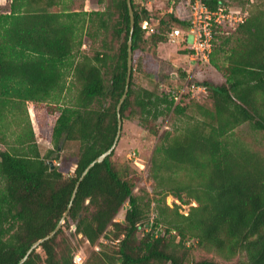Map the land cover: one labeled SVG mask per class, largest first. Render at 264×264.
Masks as SVG:
<instances>
[{"label":"trees","instance_id":"trees-1","mask_svg":"<svg viewBox=\"0 0 264 264\" xmlns=\"http://www.w3.org/2000/svg\"><path fill=\"white\" fill-rule=\"evenodd\" d=\"M205 2L213 8L222 0ZM132 4L133 71L121 116L123 122L138 118L143 129L157 134L161 118L185 116L190 107L168 91L136 86L135 72L151 69L148 75L154 77L161 61L145 54L147 49L168 42L174 26L186 31L187 22L179 18L177 5L147 36L142 23L157 18L156 11L144 2ZM129 36L127 0H111L104 11L90 13L72 12L63 0H12L9 10L0 13V131L10 117L24 130L13 151L0 150V264H18L34 243L55 230L84 170L112 147L128 75ZM86 38L99 44L93 56L81 52ZM210 65L225 83H190L209 86L215 108L194 105L200 116L160 136L151 161L155 198L145 201L135 194L131 171L113 161L114 151L81 182L62 228L24 264H73L81 249L78 241L101 246L85 264H220L191 259L186 246L193 239L225 261L245 253L246 261L236 264H264V155L236 136L245 125L264 131L263 10L229 35L219 33ZM163 71L173 74L165 66ZM27 102L59 105L54 149L45 156ZM73 142L79 143L74 172L51 169L53 154ZM170 194L197 206L185 216L179 206L166 205ZM152 209L157 215L150 220ZM107 238L116 244L113 253L101 245Z\"/></svg>","mask_w":264,"mask_h":264},{"label":"rangeland","instance_id":"rangeland-1","mask_svg":"<svg viewBox=\"0 0 264 264\" xmlns=\"http://www.w3.org/2000/svg\"><path fill=\"white\" fill-rule=\"evenodd\" d=\"M66 4V9L72 12H95L104 11L111 6V0H105L104 4L100 0H63ZM136 3H141L143 0H135ZM12 0H0V13L6 12L10 8ZM246 3V2H245ZM244 0H233V4L237 6L245 4ZM146 7L151 11H156L157 20L169 19L167 10L169 9L168 0H146ZM254 14L260 10L264 11V0H255L251 7ZM235 31V30H230ZM230 31H223L221 34L229 35ZM192 38H189V42ZM235 43L232 39L227 49L231 48ZM99 44L93 43L89 39H85L81 52L86 55L93 56ZM152 58L161 61V69L156 72L154 77L148 75L147 68H137L135 72V84L136 86L148 88L150 90H157L159 93H172L178 96L177 103H181L183 106L190 107L184 115L170 114L167 117L161 118L157 124V134L150 130L143 129L138 121V118H127L123 122V131L121 140L115 150L113 161L118 165H122L124 168H129L131 176L133 177L137 188L135 194L142 197L145 201L148 199L153 200L155 198V190L157 188L156 183L151 177L152 158L154 151L158 145L160 136L163 132L171 130L173 125H181L183 121L189 119L192 116H200L197 110L192 108L194 105H201L209 110H214V101L210 94L211 90L209 86L207 88L202 84L201 89H194L191 87L193 83L190 80H194L199 83H209L211 86L221 85L225 83V79L217 72L211 65L195 68L193 62L189 57V52L185 49L184 45L170 44L166 42L158 46L156 50L147 49V53ZM169 63V64H168ZM172 72V76L163 71V68ZM163 67V68H162ZM139 69V70H138ZM188 75L184 78L181 74ZM74 94V93H72ZM50 104H35L36 110L39 112V124L35 125V140L42 156H45L50 150L54 149L52 141L53 128L56 120L59 117V105ZM34 104L27 105L30 121L35 118L36 113L33 114ZM14 119V118H13ZM12 117L6 120V126L3 128V133L0 131V150L13 151V147L18 146V136L21 135L22 127H18ZM35 121V120H34ZM32 123V122H31ZM33 127V126H32ZM236 136L248 145V147L264 155V131L254 130L248 125L239 128L236 131ZM65 152L60 155L54 153L51 160H57L61 166L58 167L66 175L69 170L76 168V160L79 149V143H67L65 145ZM55 165V163H54ZM183 201L188 203V198L183 194ZM166 205L171 209L180 207L179 211L183 215H188L192 206H197L195 201L189 204H182L172 194L166 197ZM123 213V212H122ZM121 213V217H122ZM156 212L152 209L150 220L156 217ZM119 216V215H118ZM118 221V217H117ZM159 232L165 234V230L159 227ZM169 236V235H168ZM80 248L89 256L96 252L94 247H91L89 243L78 241ZM179 242L177 238L176 243ZM102 243V244H101ZM101 245H105L103 249H106L109 253H113L116 249V244L111 243L108 238L101 241ZM189 247V253L191 259L196 261L204 259H212L220 264H236L240 261H246L245 253L238 255L232 261H225L219 253L212 250L208 246H200L195 239L187 242ZM101 248V246H100Z\"/></svg>","mask_w":264,"mask_h":264},{"label":"built area","instance_id":"built-area-1","mask_svg":"<svg viewBox=\"0 0 264 264\" xmlns=\"http://www.w3.org/2000/svg\"><path fill=\"white\" fill-rule=\"evenodd\" d=\"M170 1L171 7L167 14H173L178 5V16L182 20H186L187 30L184 31L181 27L174 26L168 35V42L176 45L183 44L189 51V57L195 68L210 65L211 55L219 33L236 30L240 25L245 24L250 18V8L255 2V0H249L246 4L237 6L231 0H222L217 6L210 8L205 2L206 0ZM160 25L161 19L150 18L143 21L142 28L145 34L150 36L157 32ZM190 37L192 38L191 42H189ZM191 87L201 89V86L196 84H192ZM175 100L176 102L179 100L177 95H175ZM53 162L55 167L61 166L57 160ZM120 220L121 216L118 217V221ZM94 250L99 251L100 247L96 245ZM87 258L88 255L83 249H80L73 258V264H85Z\"/></svg>","mask_w":264,"mask_h":264},{"label":"water","instance_id":"water-1","mask_svg":"<svg viewBox=\"0 0 264 264\" xmlns=\"http://www.w3.org/2000/svg\"><path fill=\"white\" fill-rule=\"evenodd\" d=\"M143 2L145 3L146 0H143ZM127 5L129 8V15H130V36H129V41H128V75H127V81H126V87H125V91L123 96L120 99V102L118 104L117 107V116H118V129H117V133H116V137L114 140V143L112 145V147L106 151L104 154H102L101 156H99L97 159H95L82 173L80 179L78 180L76 187L74 189L70 204L68 206V209L65 213V215L63 216L62 220L60 221V223L58 224V226L55 228V230H53L49 235H47L46 237L42 238L41 240L37 241L36 243H34V245L28 250L27 254L25 255V257L18 263V264H24L27 259L29 258V256L31 255V253L38 249L39 246L52 239L57 232L62 228L64 222H65V218L68 216V214L71 211V208L73 206V202L76 198L78 189L81 185V182L84 180V178L87 176V174L90 172V170L96 165V164H101L103 163L107 157H109L117 148L120 140H121V136H122V131H123V120H122V116H121V108L123 103L125 102L128 93H129V89H130V82H131V75H132V71H133V34H134V30H135V16H134V10H133V4H132V0H127ZM49 166L51 167V169L55 168L54 162L53 161H49L48 162ZM75 227L72 228V230H74Z\"/></svg>","mask_w":264,"mask_h":264},{"label":"crops","instance_id":"crops-1","mask_svg":"<svg viewBox=\"0 0 264 264\" xmlns=\"http://www.w3.org/2000/svg\"><path fill=\"white\" fill-rule=\"evenodd\" d=\"M30 103H32V102H27V105H29ZM32 104H34L33 114L36 113V115H35V118H34L35 121L33 120V117H32L31 118L32 119L31 122H32L33 129L35 130V125L39 124V112L36 110L35 103H32ZM45 105H46V103H45Z\"/></svg>","mask_w":264,"mask_h":264}]
</instances>
